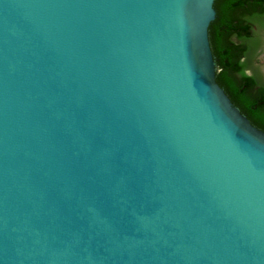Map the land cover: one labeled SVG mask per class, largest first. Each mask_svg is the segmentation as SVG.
<instances>
[{"label": "water", "instance_id": "1", "mask_svg": "<svg viewBox=\"0 0 264 264\" xmlns=\"http://www.w3.org/2000/svg\"><path fill=\"white\" fill-rule=\"evenodd\" d=\"M213 2L0 0V264H264Z\"/></svg>", "mask_w": 264, "mask_h": 264}, {"label": "trees", "instance_id": "2", "mask_svg": "<svg viewBox=\"0 0 264 264\" xmlns=\"http://www.w3.org/2000/svg\"><path fill=\"white\" fill-rule=\"evenodd\" d=\"M215 18L208 38L216 65L215 81L232 103L246 112L252 124L264 130V89L248 94L255 82L244 72L264 31V0H214Z\"/></svg>", "mask_w": 264, "mask_h": 264}, {"label": "flooded vegetation", "instance_id": "3", "mask_svg": "<svg viewBox=\"0 0 264 264\" xmlns=\"http://www.w3.org/2000/svg\"><path fill=\"white\" fill-rule=\"evenodd\" d=\"M241 59L246 61V63H247V66H245V68H244V72L246 74L253 75L255 78V82L253 84V87L248 92V94L253 95V93L257 89H264V31L259 36L258 47L254 51L253 55H251V57H249L248 59L246 58V56L243 55L241 57ZM238 109L240 110V112L242 114H244L249 119L246 112L242 111L239 107H238ZM249 121H250V119H249ZM250 123H251V121H250ZM252 125H254V124H252ZM254 126L257 127L256 125H254ZM257 128L264 132V130L262 128H260V127H257Z\"/></svg>", "mask_w": 264, "mask_h": 264}]
</instances>
